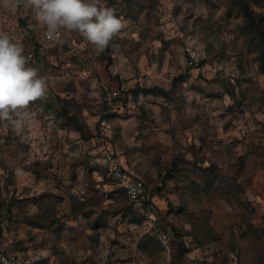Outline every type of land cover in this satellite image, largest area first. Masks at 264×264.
<instances>
[{"label": "rangeland", "instance_id": "1", "mask_svg": "<svg viewBox=\"0 0 264 264\" xmlns=\"http://www.w3.org/2000/svg\"><path fill=\"white\" fill-rule=\"evenodd\" d=\"M236 1L102 0L126 23L102 53L66 30L47 44L29 10L0 3V32L55 80L19 130L0 124L4 248L33 264H128L149 236L169 254L109 196L119 188L89 155L103 147L146 183L162 225L197 230V264H264V36ZM246 1L264 16V0Z\"/></svg>", "mask_w": 264, "mask_h": 264}, {"label": "clouds", "instance_id": "2", "mask_svg": "<svg viewBox=\"0 0 264 264\" xmlns=\"http://www.w3.org/2000/svg\"><path fill=\"white\" fill-rule=\"evenodd\" d=\"M5 7L29 10L49 41L60 42L62 31L76 32L102 53L126 27L102 0H0ZM54 77L41 75L24 47L0 32V124L19 130L30 105L46 99Z\"/></svg>", "mask_w": 264, "mask_h": 264}, {"label": "built area", "instance_id": "3", "mask_svg": "<svg viewBox=\"0 0 264 264\" xmlns=\"http://www.w3.org/2000/svg\"><path fill=\"white\" fill-rule=\"evenodd\" d=\"M43 41L47 44L55 43L49 41L44 33ZM25 54L30 55L31 63L34 65L35 50H25ZM187 64L191 70H196L200 64V59L196 54L190 52ZM100 129L105 134L110 129L109 122L105 119L101 120ZM89 155L94 162L108 170L110 178L119 188L124 190L132 209L143 218L145 228L155 234L165 249L169 251L175 237L174 231L171 227L162 225L160 210L155 201L149 199L145 182L125 168L120 158L112 151L99 147L90 150ZM0 264H30V260L24 254L11 251L0 244Z\"/></svg>", "mask_w": 264, "mask_h": 264}, {"label": "trees", "instance_id": "4", "mask_svg": "<svg viewBox=\"0 0 264 264\" xmlns=\"http://www.w3.org/2000/svg\"><path fill=\"white\" fill-rule=\"evenodd\" d=\"M236 2H237V5L240 7L242 13L244 14V16H245V18L247 20L248 29L251 30V31H254L258 36H264V25H263V22H262V18L264 16H261L260 14L258 15L257 13H255L249 7V4H248V2L246 0H237ZM261 42L263 43V41H261ZM33 50H35V49H33ZM35 52H36V50H35ZM262 53L264 54V50H263ZM263 57H264V55H263ZM36 58L37 57L35 55V61H36ZM108 118L109 117H104V118H102V120L105 119L108 122H110ZM78 132H80L81 134H83L81 129H78ZM102 169L104 171H106L108 173V176H109L108 170L105 169V168H102ZM105 185H107V183H104L103 182L101 184V187H103ZM145 185H146V183H145ZM146 189H147V195H148L149 199L150 200H153L154 198L150 196L149 191H148V188H147V185H146ZM99 190L100 189H97V191H96L97 192V196L95 197V199L98 201V203H101L102 201H104L103 200L104 193H101ZM113 193L114 194L115 193H119V194L123 195L127 199V196H126L124 190H122L121 188H119L118 190H115L113 192L111 191V193H109V196H113V195H111ZM129 206H130L129 212L130 213L131 212H135L132 209V207H131L130 204H129ZM129 212L124 213V215L125 214L128 215ZM92 213H93V210L87 209L86 211L83 212V215L85 216V218L89 219L91 217ZM99 220H100V217L98 218L97 221H95V223L93 225L91 224V226L94 227V228L91 227L92 229H94V230H100L101 228H104L103 227V226H105L104 223L102 224ZM170 226L173 228V231H174V234H175L174 240L172 241L173 242L174 249H175L174 250V253L172 254V261L174 263H176V264H184L182 262V260L186 257V254L189 252L188 248L185 245L184 238L187 237V236L188 237H193L194 240H195L196 246H197V230H194L193 229L192 231H186V230H183L182 228H178L177 226H173V225H170ZM111 259H112V255L109 256V261L106 264H110L111 263ZM81 263L82 264H97L93 259L84 260ZM30 264H33L31 262V260H30Z\"/></svg>", "mask_w": 264, "mask_h": 264}, {"label": "crops", "instance_id": "5", "mask_svg": "<svg viewBox=\"0 0 264 264\" xmlns=\"http://www.w3.org/2000/svg\"><path fill=\"white\" fill-rule=\"evenodd\" d=\"M153 200L155 201V199ZM101 230L102 228L100 230H97V232L100 233ZM145 230H146L145 233H148L150 234V236L153 237L154 235L153 233L149 232L146 228ZM151 241L152 239L149 236L144 237L142 243L143 245L136 246L135 248L136 256L128 264H176L172 261V254L174 253L175 250L173 246V242L171 243L169 254L166 255L158 243H157L158 247H152L150 243ZM184 242L189 252L186 254V257L182 260V262L184 264H197V259H196L197 246L194 238L187 236L184 238ZM163 256L166 258V260L164 259ZM115 258L111 259L110 264H123L121 261ZM107 261H109V256L107 257ZM95 262L99 264L98 261Z\"/></svg>", "mask_w": 264, "mask_h": 264}]
</instances>
